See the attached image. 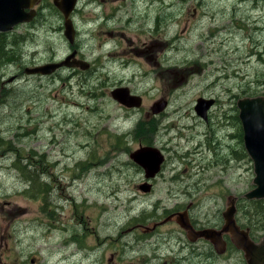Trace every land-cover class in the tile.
Here are the masks:
<instances>
[{
  "label": "rangeland",
  "instance_id": "1",
  "mask_svg": "<svg viewBox=\"0 0 264 264\" xmlns=\"http://www.w3.org/2000/svg\"><path fill=\"white\" fill-rule=\"evenodd\" d=\"M45 12L0 36V264H247L231 247L213 262L186 259V235L170 221L153 234L136 226L189 203L196 218H212L255 186L241 123L223 113L235 121L239 98L264 94V0H80L72 45L63 15ZM73 51L88 70L26 73ZM118 86L142 105L115 100ZM201 96L219 100L212 124L223 139V164L202 180L182 157L208 129L195 111ZM161 99L168 105L154 114ZM138 123L157 130L155 141ZM169 136L181 143L170 146ZM141 145L165 156L149 180L130 156ZM187 184L196 189L183 194Z\"/></svg>",
  "mask_w": 264,
  "mask_h": 264
},
{
  "label": "water",
  "instance_id": "2",
  "mask_svg": "<svg viewBox=\"0 0 264 264\" xmlns=\"http://www.w3.org/2000/svg\"><path fill=\"white\" fill-rule=\"evenodd\" d=\"M31 0H0V32H6L19 23L30 21L36 10L30 12L25 11L29 7ZM56 5L64 14V34L69 42H74L75 32L74 24L70 17V13L74 7L75 0L68 3H59L55 0ZM76 51H73L66 59L61 61H53L43 64L35 68H26L28 74L41 73L49 75L54 73L60 67H79L88 70L90 64L83 60L76 59ZM112 97L127 107H140L142 105V97L132 94L127 86H119L111 91ZM166 100L155 102L152 111L154 114L160 113L167 107ZM215 104L214 98L198 97L195 105L196 112L204 119L208 118V112ZM239 108V118L244 133L245 147L254 161L255 177L254 187L245 194L250 200L264 199V95L246 96L239 98L237 101ZM131 158L140 164L145 170L146 179H151L161 170L162 163L165 160L162 152L154 146H142L131 153ZM143 192H150L152 184L144 182L139 185ZM236 214V197L230 196L226 210L223 212L225 224L221 231H213L211 229L196 230L188 214V210L179 211L166 217L161 222H155L152 226H145L144 231L148 232L169 220H177L180 226L187 231L188 237L192 241H196L202 237L207 239H218L221 241L216 246L224 247L225 241L222 238L223 232L232 235V239L237 247L244 251L248 264H264V237L261 241L255 242L249 236V231L241 229L235 219Z\"/></svg>",
  "mask_w": 264,
  "mask_h": 264
},
{
  "label": "flooded vegetation",
  "instance_id": "3",
  "mask_svg": "<svg viewBox=\"0 0 264 264\" xmlns=\"http://www.w3.org/2000/svg\"><path fill=\"white\" fill-rule=\"evenodd\" d=\"M58 1H59V3H62V2H70L71 0H58ZM79 1L80 0H76L75 1L72 14H75V12L79 9ZM33 3H35V4L32 5L30 8H25L26 11H28L30 9H36L37 13H36L35 18L33 19V21L21 23V24L17 25L14 28V30L16 28H20L21 26L26 25L27 23L34 22V20L37 19L40 16H44L45 17L46 14H47L45 12V10L55 9V10L58 11L59 14L63 15L62 12L60 11V9L54 4V0H32V1H30L29 6L31 4H33ZM73 20H74V18H73ZM74 27L76 29V36H77V34L79 33V30L76 28V25ZM11 32H13V30L10 31V32H6V33L0 32V36L8 35ZM109 34H111V33L109 32ZM63 69H66V68L65 67L64 68H60L56 72H59V71H61ZM14 78H12L8 82H11L12 80H14ZM207 98H210V97H207ZM216 100H217L216 101V103H217L219 100L217 98H216ZM216 103H215V105H216ZM211 110L209 111V115H208V118L207 119L201 118V121L203 120L204 123H206L207 126H208V129L203 132L202 139L193 148V150L190 149L184 155H182L183 160H185V163L186 164H187V162H189L191 165H193V168H196L197 173H198V176H199L198 178L200 180L210 177V173H208L210 166H214V165H217V164H223L222 158H221V154H222L221 151L223 149V147H222L221 144H222V140L223 139H219L217 141V133H218V131L216 129L217 121H216V124H212L213 119H214V116L211 113ZM156 114H158V113H156ZM223 115H224V119L230 120V124H232L233 126H236V122H238L237 117H239V112L235 116V121L226 112H224ZM217 120H218V118H217ZM239 121H240V119H239ZM200 123H202V122H200ZM224 125L226 126L227 124H224ZM137 129L140 132V134H142V135H143L144 132L148 133V137L150 139H151V137H153V140L155 141V136L157 135V130H151V128H150V129H147L145 131L144 130V126H143L142 123H140V124L138 123ZM194 131H195V128L193 129L192 132H194ZM192 132L189 133V134H187V135H185V140L188 143L192 142L195 139V137H196V136L192 135ZM240 132L243 133L242 126H241V131ZM196 134H197V131H196ZM198 134H200V133H198ZM198 134H197V136H198ZM203 137H204V140H203ZM243 141H244V133H243ZM167 143L170 146H174L176 144H180L181 142L179 140H177V139L174 140L171 136H169L167 138ZM142 146L143 145H141V147ZM145 146H147V145H145ZM225 148H228V145H226ZM205 149L208 151V153H209L210 156H207V154L204 153L205 152ZM192 153H194V154L192 155ZM229 154H233V152L230 151ZM249 156H250V154H249ZM208 158H212L210 162L208 161ZM253 164H254V161H253ZM254 172H255V167H254ZM176 178H177V180H175V183H174L175 184V191H178L179 188L177 186L182 183V179L180 177H178V176ZM253 182H254V180H253ZM186 189H187V192H189V191L190 192L191 191H195L196 186L195 185H191V184L185 185L184 190H182L183 191V194L186 192ZM245 194L243 195V197L245 199H247L245 197ZM230 196H235L236 197V214H235V219H236L237 225L241 229L248 230L249 231L250 238L252 240H254L256 242L261 241L263 239V237H264V234H262V232L257 231L256 229H254L253 228L254 226H253V223L252 222H250L249 220H246V221L241 220V218L239 217L240 211L243 212L242 206L246 202H248V200H250V199L242 200L240 197H238L236 195H230ZM230 196L228 197L227 205H228ZM241 202H245V203H243V205H240ZM193 207H194V205L192 203H189L185 208H180V209L171 211L168 214V216L171 215V214H173V213L179 212V211H184L185 209L188 208V213H189V216H190V221H191L193 227L196 230L211 229V230H213L215 232L223 230L224 224H225V219H224V215H223L224 210L223 211L222 210L217 211L212 218H210L209 217V214H207L203 219H198V218H196L195 216L192 215ZM226 208H227V206H226ZM165 218H166V215L164 216L163 219H165ZM169 223L177 224L182 229V231L184 232V234L186 235V238H187L186 240H183L180 237L178 238V242L181 244V249L180 250L183 251L184 248H186L187 250H189L187 256L185 257L186 259H188L190 255L191 256H195V257H197V255H200V256H202L201 261L203 260L204 262H207V261L213 262L215 259L225 256L227 254L229 248L231 247V248H235L238 252H240L244 256L245 262L247 263L246 258H245L244 251L241 250V249H239L237 247V245L233 241L232 235L230 233H227V232L222 233V238L225 241L224 242L225 245H224V247H222V245L219 246V247H217L216 245L221 242L218 239V237H216L215 239L201 238V239H198L196 241H192L188 237L187 231L185 229H183L179 225V223L177 222V220H174L173 219ZM140 225H142V224H140ZM136 228H142V227L138 226ZM156 231H157V229L149 232V234H153ZM35 260H37V258H33L32 259V261H35ZM210 264H213V263H210Z\"/></svg>",
  "mask_w": 264,
  "mask_h": 264
},
{
  "label": "trees",
  "instance_id": "4",
  "mask_svg": "<svg viewBox=\"0 0 264 264\" xmlns=\"http://www.w3.org/2000/svg\"><path fill=\"white\" fill-rule=\"evenodd\" d=\"M4 56L5 54L0 53V58ZM237 119L239 120V117H237ZM240 138L243 141L242 132ZM30 177L31 179H34L32 176ZM38 190L39 187L36 189V191ZM242 209L246 219L253 223L254 229H256L257 231L264 230V200L254 201V204L250 205V207L248 205H244Z\"/></svg>",
  "mask_w": 264,
  "mask_h": 264
},
{
  "label": "bare ground",
  "instance_id": "5",
  "mask_svg": "<svg viewBox=\"0 0 264 264\" xmlns=\"http://www.w3.org/2000/svg\"><path fill=\"white\" fill-rule=\"evenodd\" d=\"M73 29H74V32H75V37H74V42H75V41H76V29H75V27H73ZM64 35H65V34H64ZM65 37H66V36H65ZM68 41H69V40H68ZM70 55H71V54H70ZM68 56H69V54H68L64 59H66ZM75 57H76V59H78V60H83V61H85V62H88V61H86V60H84V59L78 58L77 55H76ZM64 59H62V60H64ZM60 61H61V60H60ZM57 62H58V61H57ZM88 63H89V62H88ZM89 64H90V63H89ZM64 67H65V68H76V67H68V66H63V67H60V68H64ZM90 67H91V64H90ZM90 67H89V68H90ZM60 68H59V69H60ZM78 68H79V67H78ZM59 69H58V70H59ZM80 69H81V68H80ZM82 70H83V69H82ZM56 71H57V70H56ZM56 71H55V72H56ZM55 72H54V73H55ZM26 73H27V72H26ZM54 73H52V74H54ZM27 74H28V73H27ZM28 75H30V74H28ZM163 220H164V219H163Z\"/></svg>",
  "mask_w": 264,
  "mask_h": 264
}]
</instances>
